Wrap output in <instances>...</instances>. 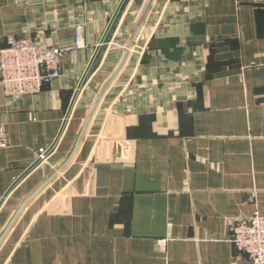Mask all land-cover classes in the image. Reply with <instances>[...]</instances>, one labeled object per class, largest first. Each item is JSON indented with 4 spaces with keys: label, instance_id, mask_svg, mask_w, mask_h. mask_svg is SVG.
I'll use <instances>...</instances> for the list:
<instances>
[{
    "label": "crops",
    "instance_id": "obj_1",
    "mask_svg": "<svg viewBox=\"0 0 264 264\" xmlns=\"http://www.w3.org/2000/svg\"><path fill=\"white\" fill-rule=\"evenodd\" d=\"M121 1L0 0V49L86 42L38 94L0 88V201L64 125L0 206V264H253L231 237L264 214V0H152L137 33L151 0H125L69 113Z\"/></svg>",
    "mask_w": 264,
    "mask_h": 264
},
{
    "label": "built area",
    "instance_id": "obj_2",
    "mask_svg": "<svg viewBox=\"0 0 264 264\" xmlns=\"http://www.w3.org/2000/svg\"><path fill=\"white\" fill-rule=\"evenodd\" d=\"M86 46L80 29L70 47H58L36 41L28 36L9 34L0 49V88L6 97L20 98L38 94L45 83L61 74V59L65 53L73 56ZM0 145L7 140L0 129ZM49 149H41L42 160ZM231 241L253 264H264V214L256 211L251 217L238 220L232 227Z\"/></svg>",
    "mask_w": 264,
    "mask_h": 264
},
{
    "label": "water",
    "instance_id": "obj_3",
    "mask_svg": "<svg viewBox=\"0 0 264 264\" xmlns=\"http://www.w3.org/2000/svg\"><path fill=\"white\" fill-rule=\"evenodd\" d=\"M124 1L125 0H122L121 1V3H120V5H119V7H118V9L116 10V12H115V14L113 15V17H112V19H111V21H110V23H109V25H108V27H107V29H106V31H105V33H104V35H103V37H102V39H101V43H99V45L97 46V48L95 49V51H94V53H93V55H92V57H91V59H90V61H89V63H88V65H87V67H86V69H85V71H84V74H83V76L81 77V80H80V82H79V85H78V87H77V89H76V91H75V93H74V96H73V99H72V103H71V106H70V109H69V113H70V111H71V109H72V107H73V105H74V103H75V100H76V98H77V95H78V93H79V90H80V88H81V86H82V84H83V82H84V80H85V78H86V76H87V74H88V72H89V70H90V68H91V66L93 65V63H94V61H95V59H96V57H97V55H98V52H99V50H100V46H101V44L105 41V38L107 37V34H108V32H109V30H110V28H111V26H112V24H113V21H114V19H115V17H116V15H117V13L119 12V10H120V8H121V6H122V4L124 3ZM151 4H152V0L150 1V3L148 4V6H147V8L145 9V11H144V13H143V15H142V18H141V20H140V22H139V24H138V26L136 27V30H135V33H137V30L139 29V27H140V25L142 24V22H143V20L145 19V17H146V15H147V13H148V11H149V8H150V6H151ZM135 33H134V35H135ZM127 53H128V51L126 52V55H127ZM126 55H125V57H126ZM125 61V60H124ZM123 64V63H122ZM121 64V65H122ZM120 65V66H121ZM63 127H64V125H63ZM63 127H62V129H61V131H60V133H59V136L57 137V139L55 140V143H56V141L58 140V138L60 137V135H61V133H62V131H63ZM55 143H53L52 144V146L50 147V149L48 150V152H47V154L52 150V148H53V146L55 145ZM41 160L40 159H38L37 161H35L22 175H20V177L15 181V183H13V185L8 189V191L6 192V194H5V196L1 199V201H0V206H1V204H2V202L4 201V199H5V197H7V195L11 192V190L15 187V185L32 169V168H34L39 162H40ZM35 195V194H34ZM33 195V196H34ZM32 196V197H33ZM32 197H30L23 205H22V207L20 208V211L18 212V214L17 215H19V213L21 212V210L25 207V205L28 203V201H30V199L32 198Z\"/></svg>",
    "mask_w": 264,
    "mask_h": 264
}]
</instances>
